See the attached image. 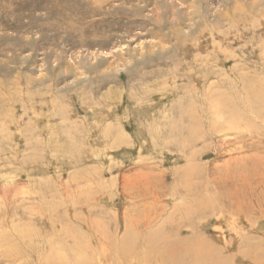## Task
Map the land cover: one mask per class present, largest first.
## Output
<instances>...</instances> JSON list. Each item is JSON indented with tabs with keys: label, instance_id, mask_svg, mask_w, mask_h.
<instances>
[{
	"label": "rangeland",
	"instance_id": "obj_1",
	"mask_svg": "<svg viewBox=\"0 0 264 264\" xmlns=\"http://www.w3.org/2000/svg\"><path fill=\"white\" fill-rule=\"evenodd\" d=\"M207 72L214 84L229 74L253 82L249 114L264 132V0H0V175L28 186L33 215L54 221L70 247L76 235L88 253L163 206L160 219L202 197L213 208L191 222L208 219L199 232L230 264H250L233 254L264 250V234L250 228L264 212V150L220 158L209 132L193 147L199 175L183 185L191 149L152 138L153 154L134 131L144 113L136 117L132 105L147 109L162 98L167 108ZM87 108L97 119H86ZM245 108L241 101L248 116ZM118 131L123 142L114 140ZM108 179L125 194L111 212L99 200L114 196L102 186Z\"/></svg>",
	"mask_w": 264,
	"mask_h": 264
},
{
	"label": "bare ground",
	"instance_id": "obj_2",
	"mask_svg": "<svg viewBox=\"0 0 264 264\" xmlns=\"http://www.w3.org/2000/svg\"><path fill=\"white\" fill-rule=\"evenodd\" d=\"M181 54L184 56L183 52ZM222 60L224 63L226 59L223 58ZM203 63L205 65L206 61L203 60ZM230 76L228 83L225 80L223 83L217 84L210 82L211 78L216 77L214 73L207 72L204 76L201 74L194 76L196 83H192L188 89H180L179 93L181 94L167 108L160 103L162 98L147 109L132 105V109L135 111L133 115L140 117L139 115L144 113L143 118L136 122V129L134 130L141 144H145L146 148L144 149L155 154L151 139L161 137H173L178 141L181 150L184 148L191 149V152H188L190 155L187 157V163L183 168V185H189L193 180L192 176L199 175L200 170L194 160L201 152L195 151L193 147L199 142V139L204 142L209 132L217 134L216 136L213 135L212 138H216V140L219 138V142L216 143L217 147L219 146L216 149V154L220 158L228 156L233 159L234 153H252L255 151L261 153L264 150V132L258 131L256 126H252L253 117L250 115L255 114L252 106L256 87L253 82L243 79L239 74H229ZM166 96L168 98L170 95ZM241 101L246 106L245 112H248V116L238 110ZM93 110L92 108L84 110L88 121L97 119ZM156 112L159 113L154 114ZM115 129L114 127V132ZM107 130L112 131V128L107 126L105 132ZM114 140L116 142L124 141L119 131L115 133ZM207 141L209 142V139ZM262 154L264 153L262 152ZM252 155L253 153L250 154V156ZM251 158L253 159V157ZM40 171L42 170L39 169L38 172ZM10 176L0 175V262L7 264H230L229 258L223 257L219 249L215 247L216 245L210 243L199 232V228L209 224L208 219H203L197 225L191 222L192 213L194 218L195 216L202 217L201 215L207 210L213 208L202 197L198 199V203L191 204V202V205L188 206H173L172 211L179 215L176 217V221L180 218L178 223L169 219L172 211L166 212L168 213L166 218L160 219L165 213V208L162 205L163 207H160L159 212L156 211L157 213L147 215L145 219L139 222H132L131 227L125 226L123 234L116 241V238L114 239L112 236L109 247L101 240H96V247L93 246L94 252L91 250L92 253H88L84 248L89 245L86 246L85 243H82L76 235L73 236L75 237L73 238V247H70L60 241L59 231L56 229L54 221L46 219L44 216H34L35 214L31 212V203L25 201L30 193L27 189L28 186L15 184L13 177ZM121 177L122 174L119 175V178ZM107 181V184L104 182L105 185L102 184V186L110 187L114 196L110 198L108 195H102L99 200H106L108 203L105 204L109 205L108 211L111 212L114 211L115 197L119 195L121 190H119V186L117 188L115 180L108 179ZM120 182L119 179V184ZM121 193L125 195L124 192ZM14 201H16L15 204ZM18 203L19 205H17ZM23 203L27 207L20 209ZM40 211H42L41 208H39L38 213H41ZM236 211H241V207L237 206ZM236 218H232L233 225L237 224L236 221L240 222V219H243L242 216L239 219ZM156 219H159L160 223L151 228ZM250 228L254 233L264 234V212H261L255 224L250 225ZM71 230L74 232L72 228ZM183 231L186 232L184 236L180 235ZM224 241L221 239V243ZM234 242L236 240L231 242L230 247L236 246ZM224 247L229 246L225 244ZM233 256L237 260H247L250 264H264V250H258L253 256L247 258L239 254H233Z\"/></svg>",
	"mask_w": 264,
	"mask_h": 264
}]
</instances>
